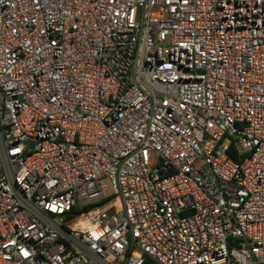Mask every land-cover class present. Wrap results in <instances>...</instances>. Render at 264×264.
<instances>
[{
	"label": "built area",
	"instance_id": "obj_1",
	"mask_svg": "<svg viewBox=\"0 0 264 264\" xmlns=\"http://www.w3.org/2000/svg\"><path fill=\"white\" fill-rule=\"evenodd\" d=\"M0 264H264V0H0Z\"/></svg>",
	"mask_w": 264,
	"mask_h": 264
},
{
	"label": "rangeland",
	"instance_id": "obj_2",
	"mask_svg": "<svg viewBox=\"0 0 264 264\" xmlns=\"http://www.w3.org/2000/svg\"><path fill=\"white\" fill-rule=\"evenodd\" d=\"M151 161L153 163L157 161V157H156V155L154 153L151 155Z\"/></svg>",
	"mask_w": 264,
	"mask_h": 264
},
{
	"label": "trees",
	"instance_id": "obj_3",
	"mask_svg": "<svg viewBox=\"0 0 264 264\" xmlns=\"http://www.w3.org/2000/svg\"><path fill=\"white\" fill-rule=\"evenodd\" d=\"M236 158V157H235Z\"/></svg>",
	"mask_w": 264,
	"mask_h": 264
}]
</instances>
